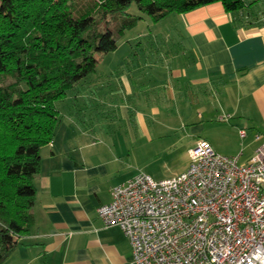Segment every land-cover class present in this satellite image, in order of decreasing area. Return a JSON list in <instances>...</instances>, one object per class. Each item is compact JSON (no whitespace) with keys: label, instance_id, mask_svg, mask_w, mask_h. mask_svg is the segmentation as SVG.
Segmentation results:
<instances>
[{"label":"crops","instance_id":"0c3cea01","mask_svg":"<svg viewBox=\"0 0 264 264\" xmlns=\"http://www.w3.org/2000/svg\"><path fill=\"white\" fill-rule=\"evenodd\" d=\"M176 15L170 28L174 40L164 43L168 50L160 48L162 58L138 60L125 71L114 68L88 81L87 88L74 93L86 104L78 110L87 114L95 106L87 103L90 100L98 105L110 101V106L122 110L127 134L137 140L162 136L154 125L159 110L168 115L173 105L181 104L180 111L187 113L190 99L200 104L211 101L220 120L226 119L223 124L239 133L243 144L239 160L246 162L264 142V17L259 14L243 23L221 2ZM150 32L159 37L162 31ZM157 65L163 72L161 82L154 73ZM144 66L151 68L145 88L138 76ZM82 115L65 113L53 140L42 146L34 223L1 264H132L129 239L120 226H105L97 211L111 200L114 186L131 178L121 175L128 137L107 132L104 122L86 125ZM203 139L217 152L237 156L238 147L227 152L213 135Z\"/></svg>","mask_w":264,"mask_h":264},{"label":"trees","instance_id":"16d2710c","mask_svg":"<svg viewBox=\"0 0 264 264\" xmlns=\"http://www.w3.org/2000/svg\"><path fill=\"white\" fill-rule=\"evenodd\" d=\"M212 2L243 23L264 17L261 0H0V264L34 223L35 177L56 133V101L144 15L159 21ZM132 4L140 14L129 12Z\"/></svg>","mask_w":264,"mask_h":264},{"label":"built area","instance_id":"2783aa9c","mask_svg":"<svg viewBox=\"0 0 264 264\" xmlns=\"http://www.w3.org/2000/svg\"><path fill=\"white\" fill-rule=\"evenodd\" d=\"M189 153L177 176L114 186L97 209L105 226H120L132 264H264V142L246 162L206 139Z\"/></svg>","mask_w":264,"mask_h":264},{"label":"rangeland","instance_id":"374dc122","mask_svg":"<svg viewBox=\"0 0 264 264\" xmlns=\"http://www.w3.org/2000/svg\"><path fill=\"white\" fill-rule=\"evenodd\" d=\"M129 12L133 14L141 13L136 4L131 5ZM176 19V12L166 15L159 21H154L151 16L144 15L137 25L128 29L119 39V45L115 51L102 54L106 59L97 66L95 72L89 74L74 89L68 91L65 97L58 99L55 103L60 111L59 123H61L63 115L67 112L77 113L78 116L84 113L82 118L87 122L86 125L92 122H104L107 132H120L123 138L128 137V152L123 155L121 160V175L123 177H132L140 172L149 174L156 180L177 176L184 172L190 164V148L194 147L200 138H208V135H213L216 142L227 152L234 147H238V155L242 150L243 144L239 133H235L223 124L226 119L220 120L217 115L216 103H211V101L208 104H200L192 98L190 99L192 101L189 106L190 110L187 113L180 111V107L184 109L181 104L173 105L174 111L168 113V115L159 110L158 115L154 117V125L157 131L163 132L162 136L138 137L137 140L127 134L128 127L125 118L122 117V110L119 111L117 108L110 106V101H107L105 105H98L95 101L90 100L87 103H94L95 106L88 110L87 114L86 110H78L81 109L82 104L84 106L86 104L84 101L75 99L74 93L78 88L80 90L87 88L88 81L94 80L98 75L109 72L114 68L125 71L129 67H134L135 62L138 60L143 62L149 57L162 58L160 48H165L163 47L164 43L166 45L170 44L169 39L174 40L170 34V28L175 25ZM151 30L152 32H162L157 37L150 34ZM165 50H168V48L163 49V51ZM100 54L97 53L98 56ZM153 68H155L154 73L160 76L158 82H161L163 76L161 67L157 65ZM150 69L144 66L143 69L138 71V76L145 82L142 85L143 88L147 87L146 83L149 85V77L147 76ZM157 75H155V78H157ZM199 112L204 113L203 117L199 116ZM166 116L169 118L168 124L171 126L169 128L165 122Z\"/></svg>","mask_w":264,"mask_h":264}]
</instances>
